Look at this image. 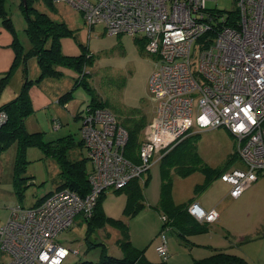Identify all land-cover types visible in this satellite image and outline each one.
<instances>
[{"label": "built area", "instance_id": "obj_1", "mask_svg": "<svg viewBox=\"0 0 264 264\" xmlns=\"http://www.w3.org/2000/svg\"><path fill=\"white\" fill-rule=\"evenodd\" d=\"M51 1L80 9L90 29L103 23L109 34L141 36L155 60L148 77L153 116L137 163L123 157L127 132L111 111L86 116L81 132L91 162L89 192L80 196L64 188L33 207L15 205L0 227V256H8L0 264H63L79 254L56 236L74 225L77 215L91 217L102 191L123 188L143 175L193 129L225 127L234 137L242 167L220 175L231 197L264 176V0H232L231 11L207 6L216 0ZM189 212L207 222L218 215L197 203ZM156 250L166 259L164 238Z\"/></svg>", "mask_w": 264, "mask_h": 264}, {"label": "rangeland", "instance_id": "obj_2", "mask_svg": "<svg viewBox=\"0 0 264 264\" xmlns=\"http://www.w3.org/2000/svg\"><path fill=\"white\" fill-rule=\"evenodd\" d=\"M22 0H5V9L11 19L16 37L26 53L30 47L25 33L26 20L20 7ZM49 1V2H48ZM51 2V3H50ZM25 5V2H23ZM22 5V4H21ZM33 6L40 12L46 13L54 21H63L72 33L60 39V52L63 55L75 56L85 53V65L82 73L74 67L58 66L62 75L59 78H45L38 84H33L28 90L31 100V113L25 119L27 131H42L44 140H53L71 134L76 141L82 137V118H75L80 111H85L90 101V91L80 84L72 90L67 102L62 105L58 98L69 91L75 80H80L83 74L87 86L92 93L104 100V108L111 111L120 121L132 113H142L148 122L151 121L154 109V98L148 89V77L155 68V60L146 53L141 36L129 34H109L103 23H97L93 28L84 22L80 9L73 5L59 1L34 0ZM207 6L220 10L231 11L232 0L208 1ZM0 29L12 36L2 24ZM2 49V48H1ZM5 54L9 51L10 58L5 60L4 72L7 75L0 86V105L18 95L24 82V75L28 79H36L39 69L34 57L17 58L15 63L10 43L3 47ZM11 51V52H10ZM194 56L198 50L193 49ZM92 58L89 60V56ZM5 58V57H4ZM196 60V58H195ZM82 76V77H83ZM103 107L96 110L104 109ZM0 118L5 120L7 113L0 111ZM56 125H53V120ZM198 133L196 146L201 159L211 168L227 171L234 167H242L238 158L229 165L227 157L236 151V141L225 127L209 129H193ZM16 143L7 146L0 153V227L10 218L12 208L18 200L13 192L12 171L15 157ZM86 155V147L81 149ZM76 153L71 152L74 157ZM77 155V154H76ZM29 162L26 165V176H33L34 182L28 185L23 194L21 207H33L35 199L48 190H53L59 183V169L55 160L45 157L36 146H29L26 151ZM91 162H87V169ZM142 196L144 208L133 216L123 213L126 194L124 191H106L101 200V209L106 217L120 219L127 227L128 237L136 247L144 251L151 261L162 260L156 247L162 243L160 230L162 227V212L157 208L160 193V167L154 162L145 178L142 180ZM141 181V182H142ZM204 181L200 171H193L186 176L172 175V199L175 203L198 202L206 211L211 208L218 213L215 221L209 223L211 233L201 234L198 241L202 246L193 245L169 233L167 259L176 264H186L193 257L208 255L209 242L218 239L225 252L246 258L252 264H264V236H257L256 230L264 225V176H260L249 187L245 188L237 197H231L227 183L216 177L209 188L194 194V187ZM75 224L63 230L56 236L61 244L78 249L79 254L70 255L63 264H73L79 259L96 260L102 246L89 248L85 239L87 224L80 215L75 217ZM120 227L105 224L97 228L89 236L91 242H101L107 248L108 254H117L119 250L116 240L121 237ZM250 236V240L244 237ZM222 237V238H221ZM166 240V241H167ZM246 256V257H245ZM7 255H1L0 261L6 262ZM171 264V263H168Z\"/></svg>", "mask_w": 264, "mask_h": 264}, {"label": "trees", "instance_id": "obj_3", "mask_svg": "<svg viewBox=\"0 0 264 264\" xmlns=\"http://www.w3.org/2000/svg\"><path fill=\"white\" fill-rule=\"evenodd\" d=\"M34 0H22L20 7L26 20L25 33L30 43V47L26 53H23V47L18 41L15 30L8 13L5 9V0H0V19L3 26L11 33V48L16 59L21 57H34L36 59L39 73L36 79H28L24 75V82L17 96L0 105V111L7 113V118L0 124V153L9 145L16 143L15 157L12 171L13 192L18 200L17 204H23V194L25 188L29 185L26 182H34L33 176H26V165L29 162L26 151L29 146L38 147L45 157L55 160L59 169V183L53 190L46 191L43 195L37 197L33 205L41 203L53 191L68 188L75 191L80 196L86 195L90 190L88 182L87 162L88 156L81 152L84 146L83 137L76 141L71 135H65L53 140H44L42 131H27L25 128V119L31 113V100L28 90L31 85L38 84L45 78H59L62 73L58 66H72L79 72L85 65V53L67 56L60 52V39L62 36L72 33L66 26L65 22L54 21L46 13L40 12L33 6ZM25 2V5L23 4ZM49 2V1H48ZM51 3V2H50ZM22 4V5H21ZM232 17H235L234 12ZM143 47L144 41L143 39ZM89 60L92 58L90 55ZM82 73V72H81ZM83 76V74H82ZM80 80H75L72 88L66 91L58 98V102L64 105L72 90L83 84L91 94L89 104L85 111H80L75 118L83 120L88 115H94L96 108L103 107L104 100L92 93V89L87 86L84 76ZM7 75L0 77V86L3 85ZM108 105V104H106ZM107 109V108H106ZM55 126L57 119H52ZM59 122V121H58ZM119 123L127 132V139L123 147V157L129 162L137 163L139 161L138 149L142 140L144 128L146 126V118L142 113H132L120 120ZM81 124V129H82ZM198 133H189L177 142L171 149L165 152L158 161L160 167V195L157 208L162 212V227L159 231L165 239L169 233L177 235L182 240L189 242V237L195 234L205 233L209 230V223L205 220H198L189 212V206L194 201L175 203L172 199V175L173 173L180 176H186L193 171H200L204 175V181L196 184L194 194L205 192L212 181L223 173V169L216 170L208 166L199 156L196 146ZM74 151L75 156L71 155ZM238 158L236 151L230 153L227 157L229 165L234 159ZM149 168L139 177L130 179L127 184L120 189L112 190L113 192L124 191L126 194L125 206L123 213L133 216L140 209L144 208L142 185L146 183L143 179ZM142 181V182H141ZM106 191H102L96 201L91 217L84 219L87 224L85 239L89 243V248L94 246H102L100 248L99 257L96 260L79 259L73 264H168L166 259L159 261H151L142 249L136 247L128 237L127 227L120 219L106 217L101 209V200ZM16 204V205H17ZM120 227L121 237L116 240V244L120 250L118 256L107 253V248L101 242L95 243L89 241V236L95 229L103 227L105 224ZM257 236H264V225L256 230ZM250 240V236L244 237ZM168 251V249H167ZM167 258V257H166ZM186 264H252L241 256L227 253L222 249H213V251L202 258H192Z\"/></svg>", "mask_w": 264, "mask_h": 264}, {"label": "crops", "instance_id": "obj_4", "mask_svg": "<svg viewBox=\"0 0 264 264\" xmlns=\"http://www.w3.org/2000/svg\"><path fill=\"white\" fill-rule=\"evenodd\" d=\"M94 27V26H93ZM92 27V28H93ZM1 28V27H0ZM12 40V39H11ZM11 44V42H10V36L6 33V32H4V31H1V29H0V76H1V74L4 72L3 70V68L5 67V60L7 61V60H9V58H10V55H11V53L9 54V51H7V53H6V55H4L5 54V51H4V49H3V47L5 46V45H8V44ZM2 48V49H1ZM11 52V51H10ZM5 57V58H4ZM154 105V104H153ZM129 115V114H128ZM147 121V120H146ZM147 123H148V121H147ZM195 203H197V204H199L198 202H195ZM200 205V204H199ZM201 206V205H200ZM202 207V206H201ZM203 208V207H202ZM204 209V208H203ZM211 209H215V208H211ZM210 209V210H211ZM205 210V209H204ZM208 223H211V222H208ZM210 225V224H209ZM211 229V226L209 227V230L207 231V232H205V233H211L212 231L210 230ZM211 231V232H210ZM201 234H204V233H201ZM201 234H195V235H191L190 237H189V242H191L193 245H198V246H202L203 244H202V242H200V241H198V239H199V237L201 236ZM175 236H177V235H175ZM178 237V236H177ZM222 238V237H221ZM181 239V238H180ZM221 240V239H220ZM220 240H218V239H215V242H214V244L213 243H211V242H209V244H208V247H210L211 249H210V251L212 252L213 251V249H222L223 251H226V250H224V248L225 247H223L222 245L220 246V245H218L217 243H218V241H220ZM134 244V243H133ZM168 244H169V241L167 240V249L169 248V246H168ZM169 250V249H168ZM210 252V253H211ZM209 253V254H210ZM229 253V252H228ZM120 254V251H118L117 252V254H114V255H116V256H118ZM208 254V255H209ZM205 256H207V255H205ZM205 256H203V257H205ZM246 257V256H245ZM193 258H202V257H193ZM247 258V257H246ZM245 258V259H246ZM248 259V258H247ZM246 259V260H247ZM159 261V260H158ZM248 261V260H247ZM167 263H171V264H176V263H173V262H170V258L169 259H167ZM188 263V262H187ZM251 263V262H250Z\"/></svg>", "mask_w": 264, "mask_h": 264}, {"label": "flooded vegetation", "instance_id": "obj_5", "mask_svg": "<svg viewBox=\"0 0 264 264\" xmlns=\"http://www.w3.org/2000/svg\"><path fill=\"white\" fill-rule=\"evenodd\" d=\"M82 219H83V221H84L85 218H82Z\"/></svg>", "mask_w": 264, "mask_h": 264}]
</instances>
